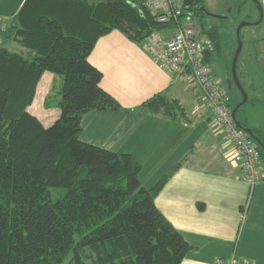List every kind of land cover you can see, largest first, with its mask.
Here are the masks:
<instances>
[{
  "label": "trees",
  "instance_id": "1",
  "mask_svg": "<svg viewBox=\"0 0 264 264\" xmlns=\"http://www.w3.org/2000/svg\"><path fill=\"white\" fill-rule=\"evenodd\" d=\"M147 1L26 0L15 18L0 21V264H181L191 250L155 205L181 165L146 189L132 155L80 139L87 113L121 110L88 60L98 39L118 30L142 43L177 27L159 23ZM182 2V19L197 21L213 43L210 64L222 49L220 30L207 21L216 17L205 0ZM11 42L24 51L10 50ZM45 73L56 77L45 105L60 110L49 128L28 112ZM242 101L236 121L264 148L261 132L237 118ZM143 106L171 119L180 109L163 95ZM51 189L66 194L54 202Z\"/></svg>",
  "mask_w": 264,
  "mask_h": 264
},
{
  "label": "crops",
  "instance_id": "2",
  "mask_svg": "<svg viewBox=\"0 0 264 264\" xmlns=\"http://www.w3.org/2000/svg\"><path fill=\"white\" fill-rule=\"evenodd\" d=\"M25 1L0 0V21L15 18ZM173 34L165 31L162 36ZM8 48L24 51L14 42ZM88 60L103 74L101 87L121 110L87 113L81 141L132 155L141 165L139 178L146 189L181 165L155 198L156 207L191 247L181 264H217L233 256L264 264V181L251 194L233 161V148L215 126L190 74L168 70L150 52L148 41L133 42L118 30L99 38ZM230 78L227 74L224 79L227 86ZM55 81L45 73L28 108L46 128L60 117L56 106L45 105ZM158 95L178 105L175 119L144 109ZM245 119L249 122L243 115Z\"/></svg>",
  "mask_w": 264,
  "mask_h": 264
},
{
  "label": "built area",
  "instance_id": "3",
  "mask_svg": "<svg viewBox=\"0 0 264 264\" xmlns=\"http://www.w3.org/2000/svg\"><path fill=\"white\" fill-rule=\"evenodd\" d=\"M147 6L159 23L174 22L177 25L171 38L154 34L148 40L150 52L168 70L190 74L211 112L215 126L233 148V161L241 167L252 194L254 188L264 181L261 151L254 139L237 127L232 109L228 107L227 92L215 77L211 65L205 61L206 53L213 49L212 41L202 33L197 21L191 17L182 19V0H148ZM243 213L246 214L245 211ZM217 264L253 263L233 256L228 260H219Z\"/></svg>",
  "mask_w": 264,
  "mask_h": 264
},
{
  "label": "rangeland",
  "instance_id": "4",
  "mask_svg": "<svg viewBox=\"0 0 264 264\" xmlns=\"http://www.w3.org/2000/svg\"><path fill=\"white\" fill-rule=\"evenodd\" d=\"M259 4L255 0H205L204 7L210 15L219 17L207 18L210 25L220 30L222 37L221 55L217 53L213 55L211 67L217 78L223 81L222 85L226 91L234 96L230 100L232 109L243 97L234 83L229 89L224 79L227 74L232 78V60L238 46L237 29L242 23L249 24L240 32L242 51L238 59L237 73L250 102L244 105L237 118L242 120L243 115L247 116L249 127L257 129L264 137V4L262 0H259ZM58 100L59 96L56 94L55 102ZM261 160L264 161L263 157ZM50 191L54 202L63 199L66 194L64 189ZM244 217L246 214L243 213V219Z\"/></svg>",
  "mask_w": 264,
  "mask_h": 264
},
{
  "label": "water",
  "instance_id": "5",
  "mask_svg": "<svg viewBox=\"0 0 264 264\" xmlns=\"http://www.w3.org/2000/svg\"><path fill=\"white\" fill-rule=\"evenodd\" d=\"M256 1V0H255ZM214 16V15H212ZM216 17V16H215ZM217 18V17H216ZM249 25L248 23H242L238 29H237V40H238V46H237V49H236V52L234 54V57H233V60H232V68H231V73H232V78L228 79V86L229 88H231V80L234 82L235 86L239 89L242 97H243V101L242 103L240 104V106L246 104L247 100H248V96H247V93L246 91L244 90L243 86L241 85L240 83V80H239V77H238V73H237V66H238V59H239V56L241 54V51H242V42H241V39H240V32H241V29L245 26ZM238 109V108H237ZM237 109H234L232 111V114H233V117L236 121V113H237ZM236 125L238 128L240 129H243L251 138H253L259 145L260 147L263 148V145L262 143L260 142L259 138L255 136L254 132L251 130V129H246V128H243L241 126V124L239 122L236 121ZM264 149V148H263Z\"/></svg>",
  "mask_w": 264,
  "mask_h": 264
},
{
  "label": "flooded vegetation",
  "instance_id": "6",
  "mask_svg": "<svg viewBox=\"0 0 264 264\" xmlns=\"http://www.w3.org/2000/svg\"><path fill=\"white\" fill-rule=\"evenodd\" d=\"M217 17V16H216ZM217 18H219V17H217Z\"/></svg>",
  "mask_w": 264,
  "mask_h": 264
}]
</instances>
